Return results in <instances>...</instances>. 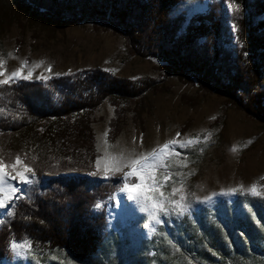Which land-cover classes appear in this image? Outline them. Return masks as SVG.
<instances>
[{"label": "trees", "instance_id": "1", "mask_svg": "<svg viewBox=\"0 0 264 264\" xmlns=\"http://www.w3.org/2000/svg\"><path fill=\"white\" fill-rule=\"evenodd\" d=\"M9 1L59 24L87 20L114 30L132 53L165 63L166 73L161 79L128 78L90 67L0 86V154L6 163L20 155L35 171L34 183L23 186L25 198L15 201L14 214L0 211V261L13 257L14 238L32 240L38 254L60 250L82 262L103 250L109 240L108 207L124 185L114 175H93L99 157L93 115L103 103L115 109L108 131L114 138L131 105L136 113L144 111L149 93L167 91L166 77L176 74L264 121V0H211L185 29V17L171 15L183 0ZM226 3L232 7L229 16ZM8 11L0 0L6 21ZM165 233L173 238L172 231Z\"/></svg>", "mask_w": 264, "mask_h": 264}, {"label": "rangeland", "instance_id": "2", "mask_svg": "<svg viewBox=\"0 0 264 264\" xmlns=\"http://www.w3.org/2000/svg\"><path fill=\"white\" fill-rule=\"evenodd\" d=\"M210 1L183 0L171 15H183L185 29L190 18L205 11ZM3 3L10 18L6 21L0 12V58L5 61L0 69L5 76L0 79L20 68L24 60L29 64L23 74L33 69V62L44 61L34 69L31 79L90 67L128 78L161 79L166 73L165 63L132 53L125 37L114 30H103L87 20L59 24L41 12L18 8L9 0ZM225 8L229 16L232 7L226 3ZM230 27L234 35L232 23ZM49 65L51 73L46 71ZM166 84L167 91L149 93L143 102L144 111L136 113L131 105L114 138L108 136V131L115 109L108 102L101 105L92 123L99 152L93 173L105 178L109 158L120 153H146L171 139L187 141L200 136L201 143L184 150L177 148L182 155L169 156L173 166L168 170L173 178L161 188L165 193L173 186L179 189L180 184L173 181L183 179L190 211L163 216L165 222L157 225L142 205L120 190L108 207L109 240L91 261H78L60 250L42 255L29 249L21 256L11 247L13 257L0 264H264V198L229 191L241 184L246 189L256 183L264 192V121L229 103L225 95L205 92L195 82L176 74H169ZM260 86L264 88V76ZM208 133L211 137L205 143ZM129 170L113 173L109 169L107 175L123 179ZM176 172L184 175L176 177ZM179 195L178 191L173 198ZM146 223L148 228L144 227ZM166 231L176 237H167Z\"/></svg>", "mask_w": 264, "mask_h": 264}, {"label": "snow or ice", "instance_id": "3", "mask_svg": "<svg viewBox=\"0 0 264 264\" xmlns=\"http://www.w3.org/2000/svg\"><path fill=\"white\" fill-rule=\"evenodd\" d=\"M4 63L5 61L0 58V69L3 68ZM43 63V60L33 62V69L29 70L27 74H23L24 67L29 64V61H22L20 68L11 71L6 78L0 79V86L10 85L11 83L20 80L31 79L34 69L39 68ZM46 71L51 73L52 65H49ZM56 75L61 74L56 73ZM4 76L5 72L0 70V77ZM49 78L50 77L43 75L39 77L41 80ZM106 135L107 133H105V136ZM179 136L180 133H177V137ZM210 137L211 133H208V135L204 137V142L206 143ZM199 143H201L200 136L190 138L187 141L171 139L152 149L150 152L137 154L133 150L127 156H125L124 153H120L109 158L110 162L105 169V174L107 176L109 169L113 173L122 172L125 168L130 169L128 172L124 173V186L121 190L127 192L130 200L142 205L143 211L148 214L151 221L160 225L165 222L162 219L163 216L170 215L171 213L180 215L190 211V205L188 204L183 191L185 184L183 179L173 181L174 184L177 182L180 184L181 187L179 189L173 186L168 193L161 191V188L165 186V182L172 180L173 178V173L168 170L173 166L169 162V156L182 155V151L178 152L177 148L184 150ZM235 150L236 149L233 148V151ZM200 151H203V149L201 148ZM97 164L99 165V161H97ZM184 166H187L186 162L184 163ZM161 169H164V171H159ZM95 174L96 173H93V175ZM34 175V168L30 166V164L24 163L20 155L14 157V162L9 160L6 163L5 156L0 154V211H6V214L9 216L14 214L15 201L25 198L23 186L34 183L32 179ZM183 175L184 174L180 172L175 173L176 177H181ZM188 175H191V173ZM128 177H136L137 179L129 181ZM261 179H264V177ZM178 191L180 192L178 198H173ZM229 191L232 193L244 191L246 194H251L254 197L264 198V192L258 190V185L256 183H253L246 189L244 185L241 184L239 188H232ZM9 204H11V207H9ZM149 226L150 225L147 223L144 225L145 228H148ZM153 231H155V229H153ZM11 247L14 251H17L23 256L27 250L33 248V241L25 238L22 242H18L14 238L11 241Z\"/></svg>", "mask_w": 264, "mask_h": 264}]
</instances>
